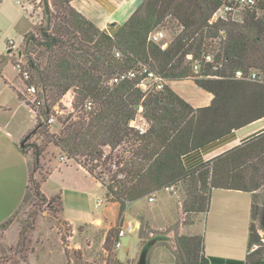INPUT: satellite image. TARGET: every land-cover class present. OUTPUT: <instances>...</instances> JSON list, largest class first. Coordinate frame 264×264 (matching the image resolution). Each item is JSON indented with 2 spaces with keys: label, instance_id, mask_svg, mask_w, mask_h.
I'll return each mask as SVG.
<instances>
[{
  "label": "trees",
  "instance_id": "16d2710c",
  "mask_svg": "<svg viewBox=\"0 0 264 264\" xmlns=\"http://www.w3.org/2000/svg\"><path fill=\"white\" fill-rule=\"evenodd\" d=\"M71 2L52 0L50 9L44 0L45 25L38 29L39 38L32 31L25 36V67L32 74L26 86L35 87L36 99L30 103L21 93L17 97L35 112V125L28 137L40 131L46 139L44 147L25 146L32 152V171L38 170L42 153L52 144L61 156L105 187L110 201L119 205V217L127 204L178 183L187 182L190 200L183 210L194 214L207 212L214 189L252 194L264 187V133L195 169L186 170L182 162L186 154L264 117V85L231 78L236 70L264 68V0L238 21L211 23L218 0H142L111 35L99 30ZM166 25L175 36L162 50L147 38ZM187 55L201 63L204 56L212 55V63H204L196 74ZM141 65L164 81L192 80L212 96L210 105L194 109L165 84L148 93L141 92L134 80L109 85L116 74ZM69 91L73 94L72 111L62 120L59 134L52 135L48 120L56 102ZM88 103L90 111L85 108ZM138 115L147 124L143 134L131 126ZM25 147L21 144L20 150L27 155ZM105 148H109L107 155ZM117 148L128 156L115 154ZM45 181L34 183L29 170L25 195L31 189L32 196L48 208L56 199V217L61 214V195L47 199L40 191ZM257 209L252 197L246 259L227 264H257L256 256L264 255V245L252 223ZM181 226L174 231L173 263L213 264L203 256L202 236L183 235ZM139 237L140 255L146 257L156 243L165 240ZM26 240L23 237L22 242Z\"/></svg>",
  "mask_w": 264,
  "mask_h": 264
},
{
  "label": "rangeland",
  "instance_id": "374dc122",
  "mask_svg": "<svg viewBox=\"0 0 264 264\" xmlns=\"http://www.w3.org/2000/svg\"><path fill=\"white\" fill-rule=\"evenodd\" d=\"M19 1L21 3L27 2V0ZM28 1L31 2L32 9L25 11L17 4V0H0V107L3 108L1 114L6 116L3 118L8 119L10 128L26 131L20 142L22 146L36 144L44 147L46 139L40 134V131L35 136L28 137L29 131L33 130L35 125V112L32 113L29 108L21 104L15 91H21L26 102L33 103L36 99L35 93L32 94L27 90L26 84L28 83L21 81L17 70L14 68L19 60H21V64H26L25 36L32 31L37 37L39 27L45 25L43 19L44 0ZM51 2L52 0H48L50 9ZM159 30L164 33L162 42L168 43L175 36L169 25L164 28L160 27ZM13 46L15 48H12ZM15 51L17 54L22 55L21 59ZM27 70L32 77L28 68ZM175 86L181 92L188 93L189 96H204V93H201L192 83L182 82ZM72 100L73 94L69 91L56 102L50 117V119H53L49 123L50 134L58 135L63 128L62 120L72 111ZM134 124L142 125L139 115ZM123 148L126 149L127 146L123 145ZM25 149L34 183L40 184L48 178V173L53 171V176L44 185L43 191L48 194L56 193V195L61 191L64 209L62 214L54 217L53 213L59 209L58 201L53 199L51 208H48L32 196L30 189L10 219L0 224V264H114L116 262L114 255L123 263L133 259V261H128L126 264H137L140 257V246L142 245L139 236L144 240L150 239L152 238V236H149L151 230L149 227L145 228L144 226L140 231L135 230L130 234H126L124 237L119 238L121 247L118 250H113L116 224L120 221L134 223L136 222L135 219L139 218L140 224H160L162 227L164 226L162 231H151L154 233L153 236L165 240L156 243L148 252L147 258L151 255L157 258L160 253L165 252V249L169 246V238L166 237L169 228H172L174 238L175 227H178V225H182L180 232L186 235L183 231L191 224H197L195 230L204 237V233L206 231L208 233L210 226L214 224L216 211L210 207V197L205 214L184 212L183 206L190 200V198H187L185 191L188 187H185L187 182L174 185L173 191L161 190L158 192L159 194L155 195L156 200L153 203H149L148 198H144L132 206L127 204L124 212L119 217V205L118 208L105 211V208L113 202L107 197L105 187L97 180L91 179L89 176L80 177L74 169H71L72 172L64 169L58 171L61 168L56 167H64L63 163L66 161L65 157L61 156L59 150L52 144L45 148L39 160V168L35 172L32 171L31 166V149L29 147H25ZM104 153L107 155L109 148H105ZM114 153L128 156L122 148H117ZM103 177L107 180L106 175H103ZM95 182L99 183L100 186H97ZM30 186L33 187V185ZM55 196L53 197L55 198ZM252 197L258 208L254 213L252 223L264 245V187L257 190ZM98 200L102 201L100 207L96 205ZM156 209H159L160 212ZM147 212H154V214L150 217ZM146 214L148 218L145 217ZM82 216L90 219L100 217L102 222L96 220V218L92 226H80L76 237L82 247V252L80 250H69L70 241H67V237L70 236V228L67 226L68 223L62 220L61 217H69L73 224L79 226ZM100 224H112L114 226L109 231V241L106 243L103 240L104 231ZM167 225L170 226L167 228ZM23 237L27 239L24 243L22 242ZM254 247L256 248V246ZM169 252H173V250H169ZM263 257V253L256 256V258Z\"/></svg>",
  "mask_w": 264,
  "mask_h": 264
},
{
  "label": "crops",
  "instance_id": "0c3cea01",
  "mask_svg": "<svg viewBox=\"0 0 264 264\" xmlns=\"http://www.w3.org/2000/svg\"><path fill=\"white\" fill-rule=\"evenodd\" d=\"M141 1L142 0H72L71 5L85 18L90 20L99 30L107 31L113 34L117 28L122 26L128 20ZM17 2L20 1L17 0ZM182 82L192 83V85L199 89L201 93H204V96H189L188 93L181 92L175 85ZM164 84L194 109L208 106L212 100V96L197 87L192 80L165 81ZM15 91L16 94H22L21 91ZM20 102L25 105L26 108H29L24 102ZM2 109L3 108L0 107V224L7 222L12 214L21 205L26 193L30 170L29 160L20 150V142L26 134V131L24 132L10 128L8 119L3 118L6 116L1 114ZM262 133H264V117L241 129L232 130L228 136L216 140L201 149L186 154L182 158L183 165L186 170L195 169L201 164L211 162L217 156L232 150L233 148L261 135ZM65 161L66 162L63 163L64 167H56L61 168L58 169V171L63 169L71 171V169H74L80 177L83 176L85 178L89 176L92 179L87 171L77 165L74 161L68 160L67 158H65ZM52 176L53 171H50L48 178L40 187V191L47 199L56 195V193L48 194L43 191L44 185ZM95 184L100 186L99 183L95 182ZM58 193L61 195V191ZM255 193L256 192L251 194L227 189H214L211 191L209 196L211 202L210 207L216 211L214 216L215 221L214 224L210 226V231L208 233L206 231L204 233V237L201 235L203 239V256L208 261H211V263L227 264L226 261L229 260L244 261L246 259L248 254L247 244L249 225L251 222L252 195ZM155 197L153 202L156 200ZM137 202L131 204L130 206L136 204ZM63 206L64 201L61 197V214L64 209ZM111 208H118V204L111 203L105 208V211ZM157 210L159 211V209H156V211ZM147 214L152 217L154 212H147ZM147 214L145 217H147ZM96 218L90 219L89 217L82 216L80 218L81 224L78 226L73 224L69 217H61L62 220L68 223L67 226L70 228V236L67 237V241H70L68 247L69 250H82L79 240L76 237L78 228L84 225L92 226V223H95L96 220H100L102 222L100 217ZM135 221L136 222L134 223H139L140 219L136 218ZM196 225L197 224H192L183 231L184 234L190 236L200 235L195 230ZM144 226L145 228L149 227L153 232L162 231L164 228V226L162 227L160 224L139 223V229L136 231H140V229ZM169 226L170 225H167L166 227L168 228ZM100 227L104 231L103 240H105L107 233L114 226L112 224H100ZM151 231L149 232V236H153L154 234ZM166 234V237L169 238V246L165 249V252L160 253L157 258L152 255L149 258L146 257V264H174L169 252V250L175 249L174 241L172 239V228H169ZM255 249L256 248L253 247L251 251ZM114 257L115 261L119 264H126L128 261H133V259H129L123 263L119 261L116 255H114ZM258 259L260 262L257 264H262L264 262V257Z\"/></svg>",
  "mask_w": 264,
  "mask_h": 264
},
{
  "label": "built area",
  "instance_id": "2783aa9c",
  "mask_svg": "<svg viewBox=\"0 0 264 264\" xmlns=\"http://www.w3.org/2000/svg\"><path fill=\"white\" fill-rule=\"evenodd\" d=\"M219 1V8L213 14L210 23L215 22L216 20H231V21H238L241 19L245 11L254 9L259 0H218ZM18 5L21 6L22 9L28 11L32 9V4L27 0L26 3L17 2ZM108 35H111L109 32L105 31ZM164 38V33L162 31H156L150 33L148 35L147 40L149 42L159 44L160 48L163 50L167 47L166 42H162ZM12 48H15L13 46ZM16 53V51H15ZM17 54V53H16ZM118 55V54H117ZM19 59L22 58V55L19 53L17 54ZM186 60L191 62V69L194 73H199L202 65L204 63H212V55H206L203 57V63L200 60H192L191 55L186 56ZM14 68L17 70L20 79L22 82H29L31 80V76L25 67V64H21V60L14 65ZM210 79H217L218 77L215 76H207ZM231 78L233 80L245 81L254 84L264 85V68L263 69H250L247 71L244 70H236L233 72ZM137 81L136 87L143 93H148L153 90H160L164 85V80L158 77L155 73H153L146 65H141L137 69H132L129 71H124L116 74L109 80V85H117L124 81ZM27 90L30 93H35V87L30 86L27 87ZM27 106V105H26ZM87 111L91 110V104L88 103L85 106ZM138 117V116H137ZM136 117V118H137ZM142 120V125H135L133 120L131 122V126L138 130L140 134L145 133L147 129V124L144 119L139 116ZM135 118V119H136ZM53 119H49L48 123H51ZM163 191H173L174 185L170 187H165L162 189ZM158 192L153 193L150 197H148V202L151 203L154 200L155 195ZM96 205L100 207L102 205V201L98 200ZM138 224V225H137ZM139 229V223H130L126 222L123 223L120 221L115 229L114 240H113V250H118L121 247L119 238L124 237L126 234H130L135 230ZM264 264V262L262 263Z\"/></svg>",
  "mask_w": 264,
  "mask_h": 264
},
{
  "label": "water",
  "instance_id": "95a60500",
  "mask_svg": "<svg viewBox=\"0 0 264 264\" xmlns=\"http://www.w3.org/2000/svg\"><path fill=\"white\" fill-rule=\"evenodd\" d=\"M137 264H146V255L145 254L140 255Z\"/></svg>",
  "mask_w": 264,
  "mask_h": 264
},
{
  "label": "bare ground",
  "instance_id": "6f19581e",
  "mask_svg": "<svg viewBox=\"0 0 264 264\" xmlns=\"http://www.w3.org/2000/svg\"><path fill=\"white\" fill-rule=\"evenodd\" d=\"M97 224H99V222H97Z\"/></svg>",
  "mask_w": 264,
  "mask_h": 264
}]
</instances>
